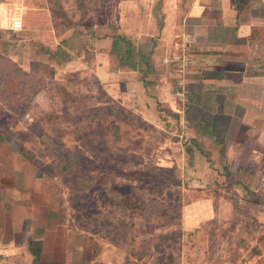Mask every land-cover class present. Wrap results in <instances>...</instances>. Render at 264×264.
I'll return each instance as SVG.
<instances>
[{
	"label": "rangeland",
	"instance_id": "374dc122",
	"mask_svg": "<svg viewBox=\"0 0 264 264\" xmlns=\"http://www.w3.org/2000/svg\"><path fill=\"white\" fill-rule=\"evenodd\" d=\"M161 5V0H0V123L17 125V145H25L42 173L58 176L62 217L99 245L95 264H264V163H241L240 150L231 149L232 176L222 177L226 148L218 136L226 133L216 134L215 141L207 132L212 115L187 110L185 134L167 133L176 121L160 117L156 128L117 102L113 79L100 83L105 56L91 33L83 40L85 51L76 43L67 52L75 33L115 27L129 35L131 22L149 19L150 31L142 28L132 34L138 38L130 37L147 43L149 34L142 33L154 29L151 7L160 26ZM18 17L24 28L14 32ZM55 52L57 59L48 61ZM191 137L202 141L206 158L193 144L187 149ZM183 150L193 156L190 163ZM170 215L176 222H167Z\"/></svg>",
	"mask_w": 264,
	"mask_h": 264
},
{
	"label": "crops",
	"instance_id": "0c3cea01",
	"mask_svg": "<svg viewBox=\"0 0 264 264\" xmlns=\"http://www.w3.org/2000/svg\"><path fill=\"white\" fill-rule=\"evenodd\" d=\"M161 1L160 26L151 7L152 34L149 19L131 22L129 35H120L119 29L115 35L110 27L106 34L98 29L75 33L67 52L76 43L85 51L83 40L91 33L102 53L97 54L105 56L99 62L105 68L100 83L113 79V96L119 104L141 113L156 128L160 117L176 121L175 126L168 121L167 133L178 129L183 133L187 110H203L202 114L212 115V129L206 128L214 140L221 131L226 133L218 137L230 164L231 149L240 150L241 163H264L260 153H264V0ZM142 28L149 30L142 33L149 34V41L139 37L145 43H133L132 34H141ZM122 41L130 44L126 64L120 57ZM49 56L58 57L56 52ZM75 66L72 62V69ZM187 141V149L193 144L205 157L202 141L197 137ZM186 152L183 156L189 162L193 156ZM213 171L218 173V168ZM58 179L42 174L14 142L0 139V262L95 264L99 245L62 217Z\"/></svg>",
	"mask_w": 264,
	"mask_h": 264
},
{
	"label": "trees",
	"instance_id": "16d2710c",
	"mask_svg": "<svg viewBox=\"0 0 264 264\" xmlns=\"http://www.w3.org/2000/svg\"><path fill=\"white\" fill-rule=\"evenodd\" d=\"M110 30H111V32L113 33V34H115V35H117V30H116V28H110ZM105 38V37H104ZM34 44V43H33ZM33 46H35L36 48H35V51L36 52H38V53H40V54H43V56H46V54H44V53H41L40 52V48L38 47V45H33ZM130 44L126 41L125 43H123V41H122V45H121V48H120V54H121V60L122 61H124L125 62V64L126 63H128V57H129V53H130ZM35 54H37V53H35ZM52 60V58H50V56L48 57V61H51ZM18 133V129H17V125L16 126H7V125H2L1 123H0V139H2V140H9V141H11V142H14V144H15V146H16V148H17V150H18V152L22 155V156H24V157H26L30 162H32V163H34L37 167H39L40 168V166H39V162L36 160V159H34V158H32L31 156H30V154H29V152L25 149L26 147H25V145H23V146H21V147H19L18 145H17V143H16V141L13 139V137L16 135ZM33 137H35V136H28V139L29 138H33ZM42 138H45V136H42ZM64 155H66L68 158H74L75 156H74V154L72 153V152H70V151H66V153H64ZM229 162L228 161H226L225 162V166H224V174L225 175H223L222 177H228V178H230L229 176H232V172L230 171V168H229ZM65 166V165H64ZM64 166H62V169H65V167ZM210 166H211V163H210ZM41 170V169H40ZM41 173H42V170H41ZM43 174V173H42ZM51 175H54V176H56L55 174H51ZM117 176H120V175H117ZM58 177V176H57ZM130 178H133V179H135L136 177H135V175H133V176H129ZM141 178H146V176H140ZM89 183H91L90 181L89 182H87V186L89 185ZM233 184H236V185H242V182H238V181H234V183ZM244 189H246L247 191H249L248 190V187L247 186H244ZM249 193V192H248ZM250 194V193H249ZM250 199H251V196H250ZM260 202H262L263 204H264V202L263 201H260ZM130 209H132V208H130ZM170 213H172L171 211H170ZM170 218H172L173 220H171V219H166L167 220V222L169 223V222H172V221H174V222H176L175 220H177L176 218H174V217H172L171 215L169 216Z\"/></svg>",
	"mask_w": 264,
	"mask_h": 264
},
{
	"label": "built area",
	"instance_id": "2783aa9c",
	"mask_svg": "<svg viewBox=\"0 0 264 264\" xmlns=\"http://www.w3.org/2000/svg\"><path fill=\"white\" fill-rule=\"evenodd\" d=\"M19 22L20 23V27L19 28H15L14 25ZM11 28L14 32H19V31H22L23 28H24V25H23V20L21 18H14L13 21H12V25H11ZM187 60L184 59V62H186Z\"/></svg>",
	"mask_w": 264,
	"mask_h": 264
},
{
	"label": "clouds",
	"instance_id": "9594fccd",
	"mask_svg": "<svg viewBox=\"0 0 264 264\" xmlns=\"http://www.w3.org/2000/svg\"><path fill=\"white\" fill-rule=\"evenodd\" d=\"M15 28H19L20 27V23L17 22L15 25H14Z\"/></svg>",
	"mask_w": 264,
	"mask_h": 264
}]
</instances>
